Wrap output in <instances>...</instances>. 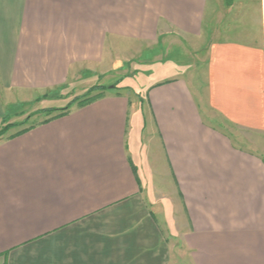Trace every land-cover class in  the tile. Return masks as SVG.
<instances>
[{
    "label": "crops",
    "instance_id": "crops-1",
    "mask_svg": "<svg viewBox=\"0 0 264 264\" xmlns=\"http://www.w3.org/2000/svg\"><path fill=\"white\" fill-rule=\"evenodd\" d=\"M225 1L211 17L206 103L264 138V0ZM208 10L209 0H0V120L137 48L202 39ZM154 76L138 107L105 94L0 137V264H175L168 234L191 264H264L263 157L205 117L182 73Z\"/></svg>",
    "mask_w": 264,
    "mask_h": 264
},
{
    "label": "rangeland",
    "instance_id": "rangeland-1",
    "mask_svg": "<svg viewBox=\"0 0 264 264\" xmlns=\"http://www.w3.org/2000/svg\"><path fill=\"white\" fill-rule=\"evenodd\" d=\"M226 6L225 0H209L208 11H210L211 16L205 19V34L200 40L175 36L164 38L158 47L137 48L138 50L136 51L138 53L132 59L122 63L119 68L104 73L103 76L85 73L78 79L69 81L64 88L40 94L22 104L9 105L5 110L3 119L0 120V137L15 133L20 129L57 115L60 111L59 109L67 106L68 102L72 100H75V102H73L69 111L78 107L80 99L120 92L129 98L131 104L138 107L144 102L147 86L158 79L154 74L168 68V70H173V74L176 72L182 73L183 77L196 89L201 110H203L205 117L210 122L227 132L233 138L235 145L254 151L264 159L263 136L254 133L246 135L241 130L227 124L215 112L208 109L209 107L206 103L204 59L208 41L211 40L208 36L215 32L213 29L215 25H213L211 17L216 16L217 13L221 14ZM94 86L102 88L90 90ZM145 121V129L142 134L147 137V135L152 133V129L147 124V120ZM155 144L152 143L150 148L153 153ZM178 209L176 210L178 219H180V210ZM183 221L182 223L184 224ZM180 225L182 224L179 223ZM168 235L170 242L175 244L173 262L175 264H191L188 250L181 245L176 235Z\"/></svg>",
    "mask_w": 264,
    "mask_h": 264
},
{
    "label": "trees",
    "instance_id": "trees-1",
    "mask_svg": "<svg viewBox=\"0 0 264 264\" xmlns=\"http://www.w3.org/2000/svg\"><path fill=\"white\" fill-rule=\"evenodd\" d=\"M97 88H102V87L94 86V87H92L90 90H95V89H97ZM88 90H89V89H88ZM45 95H46V94H45ZM45 95H44V96H45ZM101 97H103V96H96V97H92V98H89V97H88V98L80 99L79 102H78V107H84V106H86V105L92 103L93 101H96L97 99H99V98H101ZM73 102H75V100H72L71 102H68V105H67V106H65L64 108L59 109L60 111H59V113H58L57 115H53L52 117L47 118V119H45V120H43V121H41V122H39V123H36V124L30 125V126L25 127V128H23V129H20L19 131L15 132V133H13V134H11V135H9V138L11 139L12 137H14V136H16V135H18V134H21V133H23V132L29 130L30 128H33V127H35L36 125L44 124V123H47V122L51 121L52 119L59 118V116L62 117V116H64V115H67V114L69 113V108L71 107V105L73 104Z\"/></svg>",
    "mask_w": 264,
    "mask_h": 264
}]
</instances>
